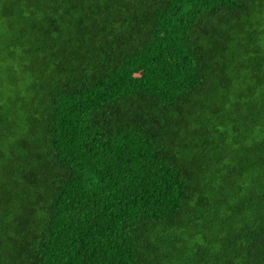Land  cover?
Masks as SVG:
<instances>
[{
  "label": "trees",
  "instance_id": "1",
  "mask_svg": "<svg viewBox=\"0 0 264 264\" xmlns=\"http://www.w3.org/2000/svg\"><path fill=\"white\" fill-rule=\"evenodd\" d=\"M0 264H264V0H0Z\"/></svg>",
  "mask_w": 264,
  "mask_h": 264
}]
</instances>
